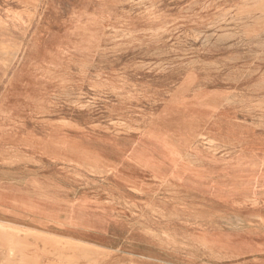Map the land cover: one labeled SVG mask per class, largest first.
<instances>
[{
    "label": "rangeland",
    "instance_id": "374dc122",
    "mask_svg": "<svg viewBox=\"0 0 264 264\" xmlns=\"http://www.w3.org/2000/svg\"><path fill=\"white\" fill-rule=\"evenodd\" d=\"M214 124L264 131V0H0V163L50 154L45 139L95 149L119 161L115 175L143 170L161 184L142 199L80 162V186L165 228V165L184 158L179 147L190 159L241 157ZM4 263L167 264L0 223Z\"/></svg>",
    "mask_w": 264,
    "mask_h": 264
},
{
    "label": "crops",
    "instance_id": "0c3cea01",
    "mask_svg": "<svg viewBox=\"0 0 264 264\" xmlns=\"http://www.w3.org/2000/svg\"><path fill=\"white\" fill-rule=\"evenodd\" d=\"M210 129L223 141L240 144L241 157L190 159L185 158L187 150L179 147L184 158L176 165H165L166 184L172 187L165 228L159 220L156 225L136 222L135 213L129 217L108 203L104 194L80 186L79 163L106 169L123 181L112 185L114 191H139L145 194L142 199L155 194L161 184L158 179L143 170L115 175L111 168L119 161L77 143L47 139L43 151L50 154L31 155L14 164L1 161L0 223L86 245L123 249L167 264H264V131L223 132L216 124ZM3 147L7 153L28 151L21 145ZM101 150L110 156L119 151L112 143ZM192 208L197 218L191 217ZM176 212L178 218H171ZM164 230L167 238L159 234Z\"/></svg>",
    "mask_w": 264,
    "mask_h": 264
},
{
    "label": "bare ground",
    "instance_id": "6f19581e",
    "mask_svg": "<svg viewBox=\"0 0 264 264\" xmlns=\"http://www.w3.org/2000/svg\"><path fill=\"white\" fill-rule=\"evenodd\" d=\"M117 142V141H116ZM138 142V141H137ZM88 151V150H87ZM5 264V263H4Z\"/></svg>",
    "mask_w": 264,
    "mask_h": 264
}]
</instances>
